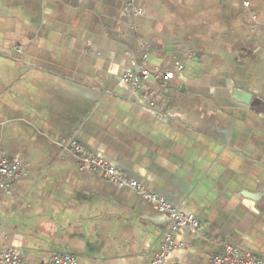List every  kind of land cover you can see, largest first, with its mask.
Here are the masks:
<instances>
[{"label":"crops","instance_id":"0c3cea01","mask_svg":"<svg viewBox=\"0 0 264 264\" xmlns=\"http://www.w3.org/2000/svg\"><path fill=\"white\" fill-rule=\"evenodd\" d=\"M247 3V5H245ZM173 77L133 87L142 69ZM154 102L149 107L146 99ZM199 221L184 230L65 144ZM0 245L26 264L264 263V0H0Z\"/></svg>","mask_w":264,"mask_h":264},{"label":"built area","instance_id":"2783aa9c","mask_svg":"<svg viewBox=\"0 0 264 264\" xmlns=\"http://www.w3.org/2000/svg\"><path fill=\"white\" fill-rule=\"evenodd\" d=\"M247 5V3H245ZM170 72H160L157 69H142L139 72L124 74L121 79L133 87H140L144 80L158 81L160 79H171ZM146 99L149 107L154 106V102ZM64 147L78 158L81 169L99 173L102 177L111 182L127 185L136 190L145 200H147L157 211L165 213L171 220V232L180 229L186 230L189 235L203 240H210L207 232L201 227L194 215L183 213L169 204L163 197L149 192L144 186L138 185L135 181L129 180L120 175L107 161L86 154L83 148L76 144H65ZM22 171L21 165L0 154V191L6 189L8 183ZM1 232V225H0ZM218 251L213 258L214 264H264L263 261L243 252L235 245L226 241H213ZM174 242L169 235L167 241L161 246L158 253L149 264H163L166 261L167 253L174 248ZM0 264H26L25 261L10 249L0 245ZM51 264H77L76 258L69 253H59L53 256Z\"/></svg>","mask_w":264,"mask_h":264}]
</instances>
